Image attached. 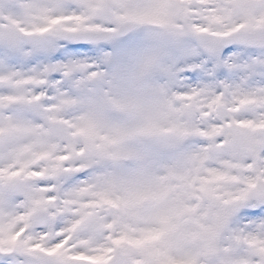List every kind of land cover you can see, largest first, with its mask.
Instances as JSON below:
<instances>
[{"label": "snow or ice", "instance_id": "1", "mask_svg": "<svg viewBox=\"0 0 264 264\" xmlns=\"http://www.w3.org/2000/svg\"><path fill=\"white\" fill-rule=\"evenodd\" d=\"M0 264H264V0H0Z\"/></svg>", "mask_w": 264, "mask_h": 264}]
</instances>
